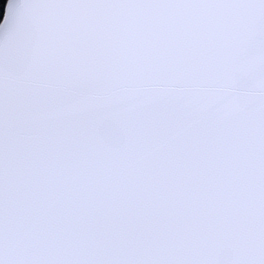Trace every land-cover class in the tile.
<instances>
[{
	"label": "snow or ice",
	"instance_id": "6c2138e0",
	"mask_svg": "<svg viewBox=\"0 0 264 264\" xmlns=\"http://www.w3.org/2000/svg\"><path fill=\"white\" fill-rule=\"evenodd\" d=\"M0 264H264V0H6Z\"/></svg>",
	"mask_w": 264,
	"mask_h": 264
},
{
	"label": "trees",
	"instance_id": "16d2710c",
	"mask_svg": "<svg viewBox=\"0 0 264 264\" xmlns=\"http://www.w3.org/2000/svg\"><path fill=\"white\" fill-rule=\"evenodd\" d=\"M4 4H6V0H0V20H2L3 17Z\"/></svg>",
	"mask_w": 264,
	"mask_h": 264
}]
</instances>
